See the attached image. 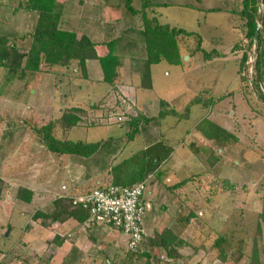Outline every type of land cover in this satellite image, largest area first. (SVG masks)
Listing matches in <instances>:
<instances>
[{
    "label": "rangeland",
    "instance_id": "rangeland-1",
    "mask_svg": "<svg viewBox=\"0 0 264 264\" xmlns=\"http://www.w3.org/2000/svg\"><path fill=\"white\" fill-rule=\"evenodd\" d=\"M27 1L0 0V33L11 35L32 31L35 21L31 14L34 12L25 11ZM166 1L174 5L172 3L183 0ZM240 1L194 0L195 6L176 4L167 9L170 23L197 31L203 36L204 43L200 35L179 38L181 63L174 66L164 61L154 67L156 92L143 88L141 73L133 75L131 72L133 78L139 79L134 84L141 85L137 96L139 104L147 101V97L154 104L160 102V97L167 99L165 103L175 99V104L167 105L166 110L179 112L173 110L177 115L167 114L161 118L160 132L157 122L144 127L143 132L153 134L149 140L142 138L128 143L131 142L128 128L110 117L113 112H125L131 107L132 103L126 98L124 103L117 102L118 96L122 99L125 93L117 90L116 80L129 79L124 74L132 67V60H145L141 59L142 52L137 45L134 53L138 59L123 57L115 49L120 61L118 70L124 71L121 72L123 77H117L112 84L114 91L111 95H116V100L108 106L111 96H106L107 100L103 98L92 107L90 101L84 109L75 105L69 107V116L80 118L72 127L64 121V114L68 113L64 96L77 91L72 82L74 78L82 77L78 61L52 68L44 63L40 72L24 73L21 69L0 68V263L48 264L46 258L50 251L41 230H44L43 224L50 223L49 212L55 208L57 198L73 189L69 187L71 182L65 183L67 170L81 165V161L76 159L78 162L73 163L69 158H78L79 155L52 152L43 142L39 129L54 122L52 134L57 139L77 140L87 136L89 141L103 138L106 144L109 140L114 142L96 155L101 162L107 157L101 163V171L105 164L112 166L132 151L138 152L158 141L161 136L170 139L174 151L145 179L148 182L145 232L147 239H154L165 229L175 228L174 232L180 233L186 244L180 250L182 256L169 258L155 244L144 242L143 250L149 249L153 255L150 264H254L255 255L259 264H264V81L258 89L253 83L259 51L256 45L248 46L246 19L239 13L243 8ZM234 7H240L236 42L241 44L235 51L230 46L229 25L235 23L236 18L227 12L225 18V9ZM212 8L222 11H208ZM258 12L260 27L264 16L261 2ZM72 20L68 18L65 24H61V29L78 33ZM121 46L125 47V44ZM203 49L213 57L207 59ZM244 52L249 58L240 73ZM261 52L264 55V46ZM21 74H25V78L20 82L18 77ZM242 77L248 81H242ZM132 99L136 101L134 96ZM195 100L200 103H194L190 108L188 105ZM208 100L214 104L204 108L203 101ZM187 108H190L188 116L180 118ZM214 109L219 110L217 113L225 120L211 119L210 113ZM205 117L224 122L239 136L238 141L220 153L219 147H214L213 141L197 130ZM195 147H201V152H195ZM204 147L217 149L221 159L216 165L208 164ZM111 150L114 153L110 157ZM82 168L76 170L75 176L80 180L86 177V186L82 185L86 190L98 188L97 182L107 179L104 175L103 179L94 180L96 176L92 173L95 174L94 169L99 170L98 167ZM184 180L186 183L181 185ZM64 183L67 187L62 189ZM25 190L33 193L31 201H27ZM186 217L188 220L185 221ZM101 230L103 234L95 243L97 259L89 263L146 264L144 256L128 252L127 240L121 231ZM221 237L225 241L219 244ZM35 241L40 242L39 246ZM86 241L89 245L90 242ZM222 250L226 252L225 260L221 258ZM76 254L71 251L65 259L67 254L60 253L53 259V264H83V260H75Z\"/></svg>",
    "mask_w": 264,
    "mask_h": 264
},
{
    "label": "trees",
    "instance_id": "trees-1",
    "mask_svg": "<svg viewBox=\"0 0 264 264\" xmlns=\"http://www.w3.org/2000/svg\"><path fill=\"white\" fill-rule=\"evenodd\" d=\"M110 2L112 0H106ZM122 8L125 10V16L127 14H141L142 16V29L141 37L146 51V56L141 63V75L142 86L145 87L151 80V66L162 61H166L171 65H178L181 63L182 55L179 46V38L181 36H199L196 32L187 31L184 28L173 26L169 23H162L156 15H148L144 5L142 9L135 8L134 0H117ZM259 2L264 4V0H244L243 8L239 11L240 16L246 19V37L249 40V47L257 46L259 55L256 60V74L253 79L255 87L261 88L262 81H264V55L261 49L264 46V16L262 17L263 25L259 27L258 19L259 15ZM20 5H23L22 3ZM25 11L31 14V18L35 21L32 31L17 34L15 32L11 35L0 33V68L12 69L21 71H42V65H48L52 68L55 65L66 66L69 65L72 60H76L79 63L82 77L87 76L86 64L88 60L98 59L100 61L105 81L114 84V80L118 77L119 58L114 49V45L117 42L110 43L109 53L105 57H100L96 50V43H94L87 35L78 34L72 31H66L61 29V22L63 19L64 5L59 0H28L26 2ZM23 44V48L22 45ZM240 42H237L233 51L240 48ZM27 48V49H26ZM26 50V51H25ZM204 50V49H203ZM205 57L207 59L212 58V53H208L204 50ZM220 55L219 52H216ZM247 52L243 53L239 72H243L246 62L248 61ZM140 63H138L139 66ZM19 80L25 78V74H21ZM242 81H248L247 78L242 77ZM149 86V84H148ZM247 86V85H246ZM264 99V95H262ZM200 99V98H198ZM204 100V99H203ZM194 103H200L195 100L188 105L192 106ZM204 107H208L210 104H214L212 101H203ZM165 106V103H162ZM131 107L126 110V119L122 122L124 127L128 129V140L132 141L137 136H145L144 127L151 124L154 121L165 117L167 114L177 115L173 110L167 111L166 108L161 110L157 117H149L144 113L138 105L130 104ZM190 108L185 109V112L180 118L187 117ZM219 110L214 109L211 111V119L213 117L221 118ZM186 113V114H185ZM209 114V112H208ZM65 121L71 127L77 125L80 118L78 116H69L65 114ZM210 118L205 117L197 126V130L200 131L206 138L211 139L214 147H219L220 153H223L225 149L230 145L238 141L239 136L229 128H227L221 121H213ZM54 122L45 125L39 129L42 134V140L46 144L50 151L59 154L79 155L84 158H89L96 154L102 141L87 142L83 140H61L57 139L52 134V127ZM171 141L164 136L153 143L147 145V148L134 152L129 156L123 157L118 162H114L110 167L107 179L100 180L98 187L104 185L115 186H133L139 182L145 181L147 175L154 172L159 164L170 157L174 151V147L171 146ZM211 147H204L207 151L203 152L207 154V161L210 166L216 165L221 158L217 154V149ZM195 152H201V147H195ZM186 180L181 185H184ZM27 201H31L32 192L25 190ZM54 209L49 213L50 223L43 224L48 227L55 222H64L70 218H75L79 222H84L91 219V215L83 209L81 206H74L71 196H65L57 198L54 203ZM264 221V212L262 213ZM96 222L95 219H92ZM188 218H185V221ZM97 223V222H96ZM188 223V222H187ZM175 228L165 229L162 233L157 234L154 239H147L146 234L145 244L156 245L162 253L169 258L180 257V250L186 244L181 238V234H176ZM225 239L221 237L218 243L224 242ZM180 253V254H179ZM133 255H141L146 259V264H150L152 259V252L149 249L145 251L142 249L139 253ZM164 257V255H162ZM221 258L225 260L226 252L222 250ZM254 264H259L258 258L255 255L253 259ZM2 264V263H0Z\"/></svg>",
    "mask_w": 264,
    "mask_h": 264
},
{
    "label": "crops",
    "instance_id": "crops-1",
    "mask_svg": "<svg viewBox=\"0 0 264 264\" xmlns=\"http://www.w3.org/2000/svg\"><path fill=\"white\" fill-rule=\"evenodd\" d=\"M59 1L63 3L64 5L63 19H62L61 24H65V21L68 18H73L72 23L73 21H75L74 23H76L78 34L87 35L94 43H96V50L100 57L107 56V54L110 51L109 45L110 43H114V42H117L116 45H114V49H116L121 55L123 54L122 55L123 57H132L134 59H138L134 53V51H136L135 45H137L138 50H141L142 52L141 58L145 57V48H144V44L142 42V37H141V29H142L143 24H142V16L140 13L133 14V15L127 14L125 16V10L124 8L120 6L117 0H112L110 2H107L106 0H68V2L67 0H59ZM193 1L194 0L192 1L183 0L180 2L177 1L178 3L175 2V3H172L174 5H170L169 2L166 0H134V5H135V8L140 9V10L145 5L147 7L146 11L148 15L150 16L156 15L162 23H169L173 26L179 27L176 24L169 22L170 19L168 18L169 15L167 14V9L172 6L173 7L176 6V4H178L179 6H183L184 4L187 6H190V5L195 6ZM136 2L138 6H136ZM240 2H242L243 4L244 0H241ZM240 7H237V9H235V7L230 8V9H225L226 10L225 18L228 17L227 16L228 14H234L236 18V22L233 23L234 25L233 24L229 25V32L231 34L230 40L232 44L230 46H232L231 47L232 49L234 47L233 45L237 43L236 42L237 40L236 30L238 26L237 11L240 10ZM208 11L218 12L222 10L218 8H212V9H209ZM226 12L228 14H226ZM187 31L196 32L198 35L201 36V38L203 39V43H204V38L200 33H198L195 30L193 31L187 30ZM122 43L125 44V47L121 46ZM142 62L141 61L136 62V60H132L131 62L132 70L130 68L127 71V74H124V76L126 75L125 77L129 78L128 79L129 81L128 80L118 81L115 79L116 84L119 87L117 88V90L123 91L124 93L128 95L134 96V98L136 99L135 103L138 105V107L144 113H146L149 117H153V120H154V118L157 117L159 112L165 109L167 105L171 106V104H175V99L169 100L167 101V103H165V100L167 99L159 96L161 98L160 102L154 104L153 101L149 97H147L148 99L147 101H143V102L141 101L140 104L138 103L137 96L139 93V88H141L140 87L141 85H139L138 83L137 85L134 84L135 82H137V80L139 81V79L138 77L133 78L131 72H133V75L137 73L140 74ZM138 63H140L139 66H138ZM160 63L152 64L151 80L149 83L146 84L145 86L146 90H150L151 92H154V91L156 92L155 87H154L153 73H154V67L156 65H159ZM179 65L180 64L174 65V66H179ZM86 70H87L86 77L74 78V81L72 82L74 83L75 90L77 91H74L73 93L69 92L64 96L67 99V104H68V107L66 110L68 111V113H66V115L70 114L69 107H72L73 105L84 109L86 107L87 101H90V106L92 107L96 105V102H99L101 99L105 98L106 96L107 97L111 96L110 99L108 98L110 100L108 102V106L112 103L113 100H116L115 98L116 95L114 96L111 95L113 94L112 91H114L112 87L113 85L110 82L105 81L104 73H103L100 61L98 59L88 60L86 64ZM121 72H124V71L119 72V70H117L118 78L123 77ZM140 84L142 83L140 82ZM92 102L93 104H91ZM163 102L165 103L164 107H162ZM173 110L178 112L176 109H173ZM162 119H164V117ZM160 120L161 119H159L158 121H154L158 123L159 132L161 131ZM170 127L171 126H169V128ZM121 129L124 130V128H121ZM119 130L116 133H118ZM88 133H89V130L87 134ZM84 135L86 134L84 133ZM111 137L115 138V136L113 135ZM152 137H153V134L151 132H148L147 134H145L144 137L137 136L134 140L128 143H133L135 141L141 140L142 138H144L145 140H149L148 138L151 139ZM164 137L168 138L165 135ZM77 140H83L87 142H97L98 141V140L89 141L87 136H85V138L83 137L82 139L79 137V139ZM100 140L103 141V144L101 145L100 149H104L110 143H114L109 140L107 141L108 144H106L104 142L105 139L102 138ZM146 147H144L143 149H145ZM98 152L89 158H84L82 156H78V158H75L74 156L69 157L71 160H73V163L78 162L77 160L81 161V165H79V167L73 166L71 167V169L69 167V169L67 170L68 175L66 177L65 183L69 184L71 182V184H69L70 185L69 187H72L73 189L70 191L64 192L65 194H63V196H60V197H65V195L66 196L79 195V194H82L88 191L82 187V185L86 186V183H84L86 177L83 180H80L78 176H75L76 170L77 171L83 170L82 167H85V168L90 167L92 169L96 167L99 168V170L94 169L95 174L92 173L94 176H96V178L94 179L95 181L96 179L101 178L104 175H106V177L108 176V172L111 167L110 163L105 164V166L103 167L101 171V163L105 161L107 157L106 158L104 157L103 161L101 162V160L97 159V156H96ZM113 153L114 152L111 150L108 153V156L111 157ZM132 153H134V151H132L130 155ZM65 183L63 184V186L67 187ZM77 183L81 185V188L76 186ZM63 186L61 187L62 189H63ZM43 228L44 230H41V232L43 231L47 238V249L49 248V251H50L48 258H46L48 264H53L54 263L53 259H55L56 256H58L60 253L67 254L65 257L66 259L67 257H69V252L71 251L72 253H77L76 256H74L75 260H83V264H92L89 262L97 259L96 254H94L95 251L97 250L95 247V243L99 241V238H100L99 235L102 236L103 234V233L101 234L100 232L102 231L101 229L104 228V231L113 230L115 232H120V231H117L116 229H113L111 226L109 227L101 226L98 223H96L94 220H92V218L82 223L79 222L75 218H70L64 222H55V223L50 224L48 227H43ZM123 236H124V239L127 240V236L125 234H123ZM86 240L90 242L89 245H87ZM39 243H40L39 241H35V244L37 246H39Z\"/></svg>",
    "mask_w": 264,
    "mask_h": 264
},
{
    "label": "built area",
    "instance_id": "built-area-1",
    "mask_svg": "<svg viewBox=\"0 0 264 264\" xmlns=\"http://www.w3.org/2000/svg\"><path fill=\"white\" fill-rule=\"evenodd\" d=\"M118 96V102L126 101L135 104L133 96ZM124 100V101H123ZM126 112V111H125ZM125 112H113L110 117L117 123H122ZM66 187L63 186V189ZM148 182L142 181L133 186L104 185L88 190L85 193L71 196L74 206H81L98 224L111 226L127 236L128 252L137 254L143 249L146 238L145 220L147 203L145 197Z\"/></svg>",
    "mask_w": 264,
    "mask_h": 264
},
{
    "label": "water",
    "instance_id": "water-1",
    "mask_svg": "<svg viewBox=\"0 0 264 264\" xmlns=\"http://www.w3.org/2000/svg\"><path fill=\"white\" fill-rule=\"evenodd\" d=\"M6 235H8V233Z\"/></svg>",
    "mask_w": 264,
    "mask_h": 264
}]
</instances>
